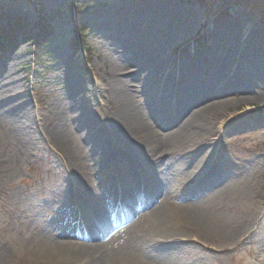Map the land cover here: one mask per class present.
I'll use <instances>...</instances> for the list:
<instances>
[{
  "label": "bare ground",
  "instance_id": "bare-ground-1",
  "mask_svg": "<svg viewBox=\"0 0 264 264\" xmlns=\"http://www.w3.org/2000/svg\"><path fill=\"white\" fill-rule=\"evenodd\" d=\"M161 12L154 8L128 17L114 7L109 11L112 20H103L105 15L93 18L96 27L117 34L126 48L122 52L107 46L105 60L110 70L104 77L109 83L95 86L104 101L100 110L104 113L107 109L109 115L94 114L83 101L77 79L62 74L69 82L66 93L51 104L44 119H38L36 129L39 140L62 162L70 185L78 190L69 201L67 197L62 199L56 212L48 215L49 211L42 217L27 253L19 252L20 259L27 258L25 264H193L176 250L169 248L165 253L160 247L166 241L174 243L182 238L183 231L176 229L203 228L224 238L241 234L233 219L246 212L242 203H250L252 197L240 179L218 181L213 191L199 196L190 207L184 203L174 205L172 200L181 189L210 188L215 181L219 159L212 147L213 128H222L220 120H225L232 108L264 102L254 88L255 79L262 74L251 68L263 56L242 53L238 63L214 57L210 71L201 72L192 66V71L176 76L167 70L168 52L163 48L183 39L187 32L169 29ZM149 19H156L152 30L143 28ZM241 25L245 26L226 23L210 29L231 43L238 29L245 28ZM162 29L166 40L159 43ZM248 39H256L257 47L264 49V38L256 31L250 30ZM142 40L151 42V47ZM17 73L14 66L8 77L0 80V95L4 98L0 101V128L6 134L5 141L14 147L21 145L19 130L31 132L29 123L34 115L22 111L6 96L9 84L18 80L14 76ZM197 76L200 81L195 79ZM244 82L251 86L245 88ZM157 89H165L166 99L162 92L155 95ZM238 92L240 95L234 98L239 99L225 97ZM201 94L216 101L212 109L198 98ZM72 127L89 140V155L70 150ZM162 128H172V132L165 135L159 131ZM125 163L127 175L115 180L109 170ZM132 174L136 176L129 178ZM107 206L112 209L107 210ZM221 208L230 211L227 221L216 220V211ZM46 217H51L47 224ZM70 218L80 220V225L75 228L69 224ZM61 219H66V225L59 223ZM121 224L126 225L121 228ZM107 232V241L97 242L105 238L100 234ZM192 238L199 241L197 236ZM142 249H147L144 254L154 260L144 258Z\"/></svg>",
  "mask_w": 264,
  "mask_h": 264
},
{
  "label": "rangeland",
  "instance_id": "rangeland-1",
  "mask_svg": "<svg viewBox=\"0 0 264 264\" xmlns=\"http://www.w3.org/2000/svg\"><path fill=\"white\" fill-rule=\"evenodd\" d=\"M114 7L128 17L155 8L162 11L160 17L164 18L169 29L187 32L183 39L163 48L168 52L165 57L167 70L174 66L176 76L184 71L181 66L187 67L188 71H192L194 66L195 70L208 72L214 57L222 56L238 63L242 53L247 56L262 54L257 55L263 57L251 68L262 74L255 79L254 88L264 99V49L257 47L256 39H248L250 30L264 38V0H0V40L3 33L14 26L25 28L22 35L13 34L15 37L11 36L9 43L0 47V80L7 78L11 69L17 67L18 73L14 76L18 80L9 84L7 89L10 92L6 96L22 111L34 112L29 123L31 132L19 130V147L8 144L6 134L0 128V264L27 263V258H19V252L27 253L30 241L35 238L34 229L42 217L49 211L48 215L56 212L62 199L67 197L69 201L71 195L77 194L78 188L76 190L70 185L62 162L39 140L36 125L39 118L46 117L51 104L60 95H65L69 82L64 81L63 73L80 83L85 105L94 114L106 116L108 110L105 108L104 113L101 112L104 101L95 86L109 83L108 77H104L110 70V64L105 60L107 46L113 45L122 52L126 48L124 40L117 34L96 27L92 20L104 15L103 20H107L111 17L110 9ZM155 23L156 19H149L143 28L152 30ZM226 23L245 25H241L245 27L243 30L238 29L234 42L228 43L210 29ZM80 25L84 28L83 33ZM159 33L162 38L158 42H165V29ZM142 42L147 47L152 45L151 42ZM174 58L181 63L174 65ZM195 79L201 80L200 76ZM243 85L245 88L251 86L248 82ZM162 90L166 99L165 89ZM161 92L157 89L154 93L159 96ZM239 95V92L229 93L225 97L236 100L239 98L234 97ZM205 97L203 94L198 96L212 109L216 101ZM0 101L4 102L1 95ZM220 123L222 128L219 129V125L214 127L211 136L215 157L219 159L215 181L210 188L181 189L172 203H184L190 207L199 196L213 191L218 181L240 179L252 197L250 203H242L246 212L233 219L241 234L224 238L222 234L218 237L212 231H203V228L190 230L194 228L191 226L185 230L176 229L183 231L181 240L174 243L166 241L160 247L165 253L169 248L176 250L193 264H202L203 261L206 264H264V102L232 108ZM171 129L159 131L166 135L172 132ZM70 133V150L73 153L82 150L84 155H89L92 151L89 140L76 128L72 127ZM106 133L107 130L104 136ZM119 160L125 162L122 158ZM127 169L125 163L109 171L118 180L120 176L127 175ZM134 176L132 174L129 178ZM168 211L172 213L174 210ZM230 216V211H222L221 208L215 217L220 222L227 221ZM50 220L51 217H46L44 223ZM70 220L69 224L75 228L80 225V220ZM59 223L66 225V219ZM106 234L109 233L100 234L105 238L97 242L107 241ZM194 236L198 242L193 240ZM142 251L144 258L154 260L150 254H144L147 249Z\"/></svg>",
  "mask_w": 264,
  "mask_h": 264
},
{
  "label": "trees",
  "instance_id": "trees-1",
  "mask_svg": "<svg viewBox=\"0 0 264 264\" xmlns=\"http://www.w3.org/2000/svg\"><path fill=\"white\" fill-rule=\"evenodd\" d=\"M12 1H17V0H12ZM201 1H204V0H201ZM19 28L20 27L11 28L10 30L5 31L2 36H5L6 34L11 35V36H14L13 34H15L19 30ZM80 32H82V33L84 32V28L81 25H80ZM0 42H2V41L0 40Z\"/></svg>",
  "mask_w": 264,
  "mask_h": 264
}]
</instances>
